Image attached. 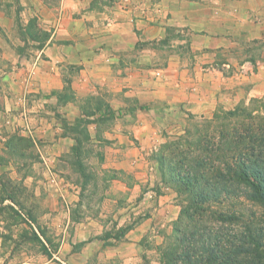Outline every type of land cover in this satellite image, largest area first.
<instances>
[{"label": "crops", "instance_id": "0c3cea01", "mask_svg": "<svg viewBox=\"0 0 264 264\" xmlns=\"http://www.w3.org/2000/svg\"><path fill=\"white\" fill-rule=\"evenodd\" d=\"M252 96L264 0H0V206L30 216L3 261L168 264L163 129Z\"/></svg>", "mask_w": 264, "mask_h": 264}, {"label": "trees", "instance_id": "16d2710c", "mask_svg": "<svg viewBox=\"0 0 264 264\" xmlns=\"http://www.w3.org/2000/svg\"><path fill=\"white\" fill-rule=\"evenodd\" d=\"M257 107L262 116L258 108L233 109L219 114L237 118L230 128L220 123L193 141L188 132L163 145L162 178L187 194L186 221L175 228L168 264H264V103ZM240 198L257 204L261 215L232 208Z\"/></svg>", "mask_w": 264, "mask_h": 264}, {"label": "rangeland", "instance_id": "374dc122", "mask_svg": "<svg viewBox=\"0 0 264 264\" xmlns=\"http://www.w3.org/2000/svg\"><path fill=\"white\" fill-rule=\"evenodd\" d=\"M259 103H264V98L263 97H250L248 100L247 98H241V100L235 104L233 107H229L228 104L226 103H220L219 105L216 106V108L214 109V111L212 112V114L210 116H203V115H190L188 114L187 116H184L182 122L184 123V129L183 132L180 134H170L167 133V131L165 129H163V133L166 137V141L164 144H167L169 142H173L176 140H179V138H184L185 136H187L188 132H190L188 134V138L190 140H195L197 134L202 130H215L216 126L220 125V123L222 124H226L227 127H231L232 124L234 123V121H237V118H233L234 120H230V119H222L221 117H219V114L223 113V112H228L230 110L233 109H240V108H245L246 110H253L255 108H258V114L260 116H262V111L259 109V107H257L259 105ZM253 114H255L253 112ZM256 115V114H255ZM215 116H218V119L215 118ZM239 122L242 121V117L238 118ZM237 125V123H236ZM176 126V122H172L171 123V129L173 130L174 127ZM169 136V137H168ZM163 150V148H162ZM162 153V151H161ZM187 194L185 192L183 193H179L177 194L178 197V201L180 204V207L182 205V207H187ZM2 200V197H0V202ZM226 204V203H225ZM18 208V205H16ZM229 206V205H228ZM10 209L7 208L5 206H0V223L1 224H5V226H11V230L7 229L8 231H4L3 229H0V235L4 234L11 237V239L13 241H11L10 243L6 242V244L4 245L3 242L0 244V264H8L7 262L3 261V258H6L5 256L9 253V252H13L14 250H18L19 246L16 240L14 243V237L11 236L14 233H19L18 229H19V224L22 222H29L28 218L30 216H28L26 214V212L22 209L21 213L18 211L17 208H14L13 206H10ZM227 206H223L222 208H226ZM232 208L236 209V210H242L243 212H245V214H252L254 213L255 216H260L261 215V208L255 204L252 203L251 201H248L245 198H240L238 200V203H236L234 206H232ZM182 209V208H180ZM186 221V217L182 214V210H180V224L182 225V223H184ZM182 222V223H181ZM216 223L218 224L219 222L216 221ZM220 225L222 228L226 227L228 229H236V227H240V226H233V224H227L225 223L224 226H222L220 223L218 224ZM176 227L178 226V224L175 225ZM14 227V228H13ZM15 229V230H14ZM25 234L28 235L29 232H27V230H24ZM17 239V238H15ZM16 244V245H15ZM29 248H34V247H29ZM10 264H15V261H12V263Z\"/></svg>", "mask_w": 264, "mask_h": 264}]
</instances>
